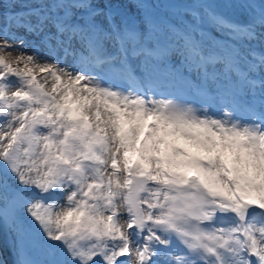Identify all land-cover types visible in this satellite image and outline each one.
I'll use <instances>...</instances> for the list:
<instances>
[{
	"label": "snow or ice",
	"instance_id": "obj_1",
	"mask_svg": "<svg viewBox=\"0 0 264 264\" xmlns=\"http://www.w3.org/2000/svg\"><path fill=\"white\" fill-rule=\"evenodd\" d=\"M35 2L0 27L12 264H264V0Z\"/></svg>",
	"mask_w": 264,
	"mask_h": 264
},
{
	"label": "rangeland",
	"instance_id": "obj_2",
	"mask_svg": "<svg viewBox=\"0 0 264 264\" xmlns=\"http://www.w3.org/2000/svg\"><path fill=\"white\" fill-rule=\"evenodd\" d=\"M26 2H27V4H26ZM28 4H33L34 5V4H39V3L35 2V0H22V2L20 4H18L17 6H15V8H25L26 5H28ZM2 8H3L2 5H0V11H1ZM4 23H8V26L7 27L8 28H12L13 30H15L16 21L13 20V19H11V15H9L8 17H6L5 15H1L0 14V27ZM11 24H13V25H11ZM21 33L23 34V30H21ZM29 38H32V41H35L36 43H39L40 42V38L38 36H35V39H34V36L33 37L32 36H29L28 39ZM29 51H31V48H29ZM14 56H15V53L13 54L12 57H9V59H14ZM0 249H2V251H3V258L4 259H5V255L6 256L9 255L8 256V258H9V264H11L14 257L12 255L11 250H10L9 237L7 236V234H0Z\"/></svg>",
	"mask_w": 264,
	"mask_h": 264
},
{
	"label": "trees",
	"instance_id": "obj_3",
	"mask_svg": "<svg viewBox=\"0 0 264 264\" xmlns=\"http://www.w3.org/2000/svg\"><path fill=\"white\" fill-rule=\"evenodd\" d=\"M2 6H3L5 9H7V8H13L12 4H10V3H5V4H3Z\"/></svg>",
	"mask_w": 264,
	"mask_h": 264
},
{
	"label": "bare ground",
	"instance_id": "obj_4",
	"mask_svg": "<svg viewBox=\"0 0 264 264\" xmlns=\"http://www.w3.org/2000/svg\"><path fill=\"white\" fill-rule=\"evenodd\" d=\"M32 37H33V36H32ZM34 39H35V37H34ZM29 40L32 41V38H29ZM4 253H5V252H4ZM9 254H10V253H9ZM4 255H5V254H4ZM8 256H9V255H8ZM8 256L5 255V260H7V261H8V264H9V258H8ZM11 264H12V263H11Z\"/></svg>",
	"mask_w": 264,
	"mask_h": 264
}]
</instances>
